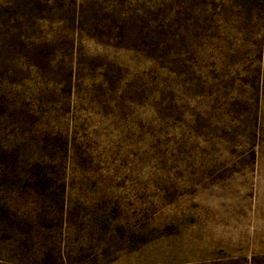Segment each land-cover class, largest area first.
I'll list each match as a JSON object with an SVG mask.
<instances>
[{"label":"rangeland","instance_id":"rangeland-1","mask_svg":"<svg viewBox=\"0 0 264 264\" xmlns=\"http://www.w3.org/2000/svg\"><path fill=\"white\" fill-rule=\"evenodd\" d=\"M0 264H264V0H0Z\"/></svg>","mask_w":264,"mask_h":264}]
</instances>
